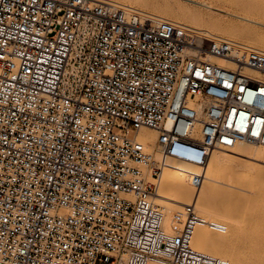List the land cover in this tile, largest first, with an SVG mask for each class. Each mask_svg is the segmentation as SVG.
I'll return each instance as SVG.
<instances>
[{
  "label": "built area",
  "instance_id": "built-area-1",
  "mask_svg": "<svg viewBox=\"0 0 264 264\" xmlns=\"http://www.w3.org/2000/svg\"><path fill=\"white\" fill-rule=\"evenodd\" d=\"M208 41L110 0H0V264H228L193 245L226 224L156 203L174 161L198 189L215 151L264 146V52Z\"/></svg>",
  "mask_w": 264,
  "mask_h": 264
},
{
  "label": "bare ground",
  "instance_id": "bare-ground-1",
  "mask_svg": "<svg viewBox=\"0 0 264 264\" xmlns=\"http://www.w3.org/2000/svg\"><path fill=\"white\" fill-rule=\"evenodd\" d=\"M110 1L146 16L168 20L189 29L199 30L201 36L206 40L228 39L247 49L264 52V36L254 39L246 38L243 36L245 29L230 25L223 28L227 38L222 37L216 30L222 32L223 30L220 28L224 23L221 22L220 25L217 23L218 21L214 22L211 20L212 16L211 19L208 17L209 20L206 21L205 13H201L198 9L188 8L181 2H178L175 7L167 2L149 5V0H136L139 3L138 6L133 5L130 0ZM190 1L206 8L213 7L211 2L205 0ZM245 19L250 20L249 18ZM246 22L263 24L262 21ZM195 26H206V28L198 27L199 29H197ZM217 62L226 64L221 59H217ZM141 133L143 138L149 141L155 140L157 136L156 131L146 128H143ZM173 164L176 169L169 168L163 173L156 203L163 206L168 214H171L183 205L195 202L199 213L206 218L222 222L228 227L225 233L213 232L208 228H197L193 242L194 248L215 257L219 256L218 258L225 260L228 264H264V225L260 216H253L256 212L263 214L264 210L257 209L251 197L219 186L220 175L229 176L236 168H240L254 177L262 176L264 178V146L240 144L228 152H214L206 167V180L198 189L191 185L185 173L181 171L191 165L182 161H174ZM228 185L234 187L231 184ZM222 211H226L228 214L224 215ZM245 214L249 218L241 221L238 217ZM225 243H229L230 246H225ZM241 249L244 251V255L241 254Z\"/></svg>",
  "mask_w": 264,
  "mask_h": 264
},
{
  "label": "rangeland",
  "instance_id": "rangeland-1",
  "mask_svg": "<svg viewBox=\"0 0 264 264\" xmlns=\"http://www.w3.org/2000/svg\"><path fill=\"white\" fill-rule=\"evenodd\" d=\"M130 1L132 2L133 5L136 6L139 5V3L136 2V0H130ZM205 1L209 3L211 2L213 7L206 8L190 0H149V5H153L154 3L163 4L167 2L176 7L178 2H181V4L187 6L188 8L190 7L192 9H198L200 10L201 13L203 14L205 13L204 17H206V21L211 19L212 16L213 19L211 20H213L214 22L218 21L217 23H219L220 25L224 23L223 25H221V27L223 26L222 28L219 27L222 30L227 26L235 25V27H238L239 29L240 28L245 29V33L243 34V36L246 38L254 39L257 37L264 36V0H205ZM208 17L210 18L208 19ZM244 17L249 18L250 20H246ZM246 21H262L263 24H255ZM198 27L199 26H197L196 28L201 29L204 26H200L199 28ZM204 28H206V26ZM193 29L194 28H192V31ZM216 31L217 33H219V35L221 34L222 37L224 36L227 38L224 32L225 30L222 31L224 33L220 32L221 30L220 31L216 30ZM194 34L199 42L203 44H207L209 42L208 40L204 39L201 36L199 30H195ZM228 37L230 36L228 35ZM215 152H228V151L218 150ZM220 181H221L219 184L220 188L235 190L238 193L249 196L251 197V200L253 204L257 207V209L262 208L264 210V178L262 176L259 178L254 177L250 173L244 172L240 168H236L234 171L230 173L229 176H224L223 174H221ZM228 184H231L234 187H231ZM179 209L181 208H178V210ZM256 213H254L253 216L255 215L260 216L261 222L264 225V213L263 214L259 212ZM222 214L226 215L228 213L226 211H222ZM238 218L241 221H245L249 218V216L245 214ZM225 246H230V244L225 243ZM241 254L242 255L245 254L242 249H241Z\"/></svg>",
  "mask_w": 264,
  "mask_h": 264
}]
</instances>
